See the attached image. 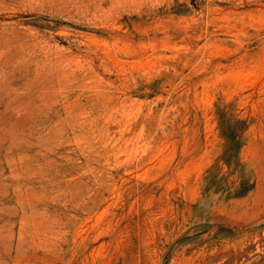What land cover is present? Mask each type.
<instances>
[{
    "label": "rangeland",
    "instance_id": "374dc122",
    "mask_svg": "<svg viewBox=\"0 0 264 264\" xmlns=\"http://www.w3.org/2000/svg\"><path fill=\"white\" fill-rule=\"evenodd\" d=\"M0 264H264V0H0Z\"/></svg>",
    "mask_w": 264,
    "mask_h": 264
}]
</instances>
